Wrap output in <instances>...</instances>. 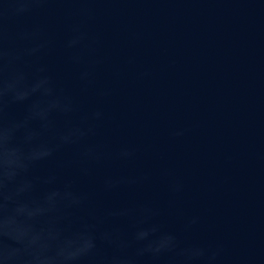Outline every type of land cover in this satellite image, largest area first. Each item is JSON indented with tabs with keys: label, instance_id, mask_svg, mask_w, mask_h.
Segmentation results:
<instances>
[{
	"label": "clouds",
	"instance_id": "9594fccd",
	"mask_svg": "<svg viewBox=\"0 0 264 264\" xmlns=\"http://www.w3.org/2000/svg\"><path fill=\"white\" fill-rule=\"evenodd\" d=\"M118 0H0V264H264V252L229 253L221 240L193 238L199 214L177 201L183 177L169 169L166 227L155 198H134L156 180L137 166L141 147L106 131L112 66L91 25ZM64 24V63L73 84L61 83L48 62L55 52L52 19ZM124 64H135L128 57ZM149 68L135 72L143 81ZM95 98L88 103L89 97ZM190 129L168 130L171 140ZM128 194V199L107 201Z\"/></svg>",
	"mask_w": 264,
	"mask_h": 264
},
{
	"label": "water",
	"instance_id": "95a60500",
	"mask_svg": "<svg viewBox=\"0 0 264 264\" xmlns=\"http://www.w3.org/2000/svg\"><path fill=\"white\" fill-rule=\"evenodd\" d=\"M100 7L109 11L91 31L110 57L100 82H111L112 66L125 71L111 82L106 131L139 145L137 166L156 174L134 198H155L166 227L178 228L160 176L169 169L186 183L176 206L201 217L193 238L221 240L232 254L264 252V0H118ZM50 30V67L61 83L73 84L63 22L52 19ZM128 57L134 65L124 64ZM144 68L151 76L136 80ZM177 126L190 130L169 139Z\"/></svg>",
	"mask_w": 264,
	"mask_h": 264
}]
</instances>
